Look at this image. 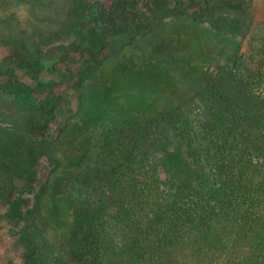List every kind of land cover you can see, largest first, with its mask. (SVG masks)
Here are the masks:
<instances>
[{"label": "trees", "instance_id": "trees-1", "mask_svg": "<svg viewBox=\"0 0 264 264\" xmlns=\"http://www.w3.org/2000/svg\"><path fill=\"white\" fill-rule=\"evenodd\" d=\"M203 2L81 0L71 6L70 24L83 35L75 45L81 55H89L85 70L97 71V78L81 80L79 108L55 139L41 187L34 192L13 184L8 215L19 227L25 264H264L263 96L257 94L255 101L244 89L236 93L227 85L225 98L212 105L205 136L218 144L221 135L211 126L220 121L235 150L228 155L217 148L211 157L213 178L204 188L187 182L163 190L158 180L133 166L151 123L171 117L173 108L150 115L156 92L142 97L145 85L127 74L136 64L106 70L97 63L111 35L130 46L144 45L150 24L133 20L130 10L171 6L194 19L207 10L209 2ZM104 72L109 79L99 82ZM216 84L207 89L214 98L220 95L213 91ZM43 87L28 86L12 70L0 69V91L7 95L39 93ZM21 177L13 173V180ZM166 189L173 191L168 200Z\"/></svg>", "mask_w": 264, "mask_h": 264}, {"label": "rangeland", "instance_id": "rangeland-1", "mask_svg": "<svg viewBox=\"0 0 264 264\" xmlns=\"http://www.w3.org/2000/svg\"><path fill=\"white\" fill-rule=\"evenodd\" d=\"M77 1L0 0V69L12 70L28 86H44L39 93L0 91V264H25L19 227L8 215L13 184L34 192L41 187L51 168L55 139L79 108L81 80L92 83L97 78V71L85 70L89 55H81L75 45L83 35L71 26L68 15ZM208 2L207 10L194 19L171 6L130 10L133 20L150 24L144 45L130 46L128 40L111 35L97 58L106 70L136 64L127 74L145 85L142 97L156 92V110L150 115L173 108L171 117L151 123L133 166L158 180L163 190L187 182L204 188L213 178L211 157L217 148L228 155L235 150V141L223 135L220 121L211 126L221 135L219 143L205 136L214 116L212 105L220 96L225 98L229 87L236 93L244 89L255 101L257 94L264 98V0ZM93 26L102 31L100 23ZM105 75H98L99 82H107ZM222 77L227 80L223 84ZM216 81L213 91L220 93L218 98L207 91ZM93 89L97 93L98 88ZM171 156L175 159L169 161ZM13 173L21 179L13 180ZM165 193L168 200L173 191Z\"/></svg>", "mask_w": 264, "mask_h": 264}]
</instances>
